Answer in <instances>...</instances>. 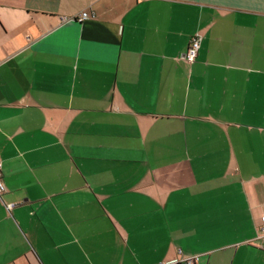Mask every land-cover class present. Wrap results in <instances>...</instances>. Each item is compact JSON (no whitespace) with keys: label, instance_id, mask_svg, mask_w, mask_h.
I'll list each match as a JSON object with an SVG mask.
<instances>
[{"label":"crops","instance_id":"1","mask_svg":"<svg viewBox=\"0 0 264 264\" xmlns=\"http://www.w3.org/2000/svg\"><path fill=\"white\" fill-rule=\"evenodd\" d=\"M0 162V264H264V0H0Z\"/></svg>","mask_w":264,"mask_h":264},{"label":"built area","instance_id":"2","mask_svg":"<svg viewBox=\"0 0 264 264\" xmlns=\"http://www.w3.org/2000/svg\"><path fill=\"white\" fill-rule=\"evenodd\" d=\"M91 17H93V15L90 16L87 12H82L76 17V20L79 22H83L85 20H88ZM200 40H201L200 36L195 34L190 39L189 46L186 52L182 56H180V59H183L190 64L193 63L197 57V53H198L199 46H200ZM2 191H3L2 163L0 162V194L2 193ZM14 207H16L15 204L7 205L8 210H12ZM260 222L261 224L258 228L259 233L256 237V240L264 242V216L261 218ZM263 251H264V248H263ZM197 262H198V257H191V258H182L174 262V264H197Z\"/></svg>","mask_w":264,"mask_h":264}]
</instances>
